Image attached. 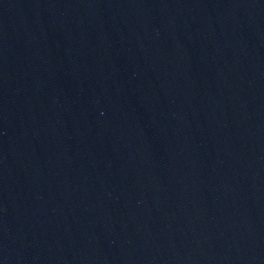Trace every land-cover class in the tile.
Here are the masks:
<instances>
[{"label":"water","instance_id":"1","mask_svg":"<svg viewBox=\"0 0 264 264\" xmlns=\"http://www.w3.org/2000/svg\"><path fill=\"white\" fill-rule=\"evenodd\" d=\"M0 264H264V0H0Z\"/></svg>","mask_w":264,"mask_h":264}]
</instances>
